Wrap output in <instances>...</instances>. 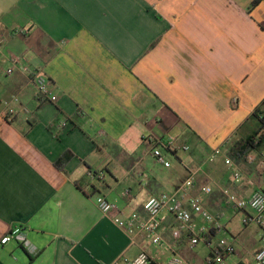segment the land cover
<instances>
[{
  "label": "crops",
  "instance_id": "0c3cea01",
  "mask_svg": "<svg viewBox=\"0 0 264 264\" xmlns=\"http://www.w3.org/2000/svg\"><path fill=\"white\" fill-rule=\"evenodd\" d=\"M253 1L0 0V264H126L143 251L157 264L174 254L206 264L208 247L191 250L186 231L175 239L170 215L163 247L147 235L133 242L121 225L147 218L146 201L178 192L190 172L188 196L236 236L222 190L246 199L264 191V144L253 163L231 155L258 130L250 117L264 101V1ZM13 56L40 70L55 103L39 97L33 75L6 74ZM159 141L175 145L169 168L153 155ZM100 195L118 210L103 214ZM15 231L37 255L1 243ZM239 237L231 261L252 264L259 249L243 253Z\"/></svg>",
  "mask_w": 264,
  "mask_h": 264
},
{
  "label": "built area",
  "instance_id": "2783aa9c",
  "mask_svg": "<svg viewBox=\"0 0 264 264\" xmlns=\"http://www.w3.org/2000/svg\"><path fill=\"white\" fill-rule=\"evenodd\" d=\"M2 52L0 51V60ZM12 67L6 71V74H13L15 70H20L28 75H33V80L38 87V95L41 99L55 103L58 97L53 92L48 81L43 77H38L39 69H31L21 65V58L13 56L10 60ZM17 97H13L8 105L7 117L13 118L17 112L11 105L18 103ZM234 105L239 104L238 98L233 100ZM63 127L67 123L62 124ZM176 148L172 141H159L153 150V155L157 162L167 168L171 163L167 160V154L175 152ZM187 150V148H185ZM222 152L217 149L210 157V162H215ZM255 160L254 152H250L247 161L253 163ZM233 170V178L235 182L241 183L243 179L242 173L235 168L233 161L228 158L225 161ZM94 174V173H93ZM96 176H103V173H95ZM196 172H190L189 178L178 192L165 193L160 196L150 197L144 209L148 215L147 218H142L138 214H132L127 217L122 223V227L126 230L131 240L134 242L140 235H147L154 246L163 247L166 243L160 234L162 220L166 215L174 217L178 222L179 228L174 231L173 236L179 240L182 231L188 233V247L195 250L200 245H205L209 249L206 257V264H233L231 259L237 252L239 245V237L229 235L226 226L220 217L214 215L207 210L199 197L188 196V191L195 181ZM203 193L209 195L212 193L211 186H205L202 189ZM222 194L228 206L233 208L235 212L243 213L242 226L248 228L252 224H256L263 231L260 239V248L254 256L252 264H264V191H259L252 198H240L232 193L229 189H223ZM96 204L101 212L105 215H111L117 211V206L111 203L106 197L100 195L96 198ZM200 219L202 225L196 227L195 221ZM218 238L215 240V238ZM18 241L31 255H37V250L34 248L26 235L23 232L15 231L2 239L3 245ZM126 264H157L156 261L147 253L141 252L136 258ZM170 264H186V261L180 256L173 255Z\"/></svg>",
  "mask_w": 264,
  "mask_h": 264
},
{
  "label": "trees",
  "instance_id": "16d2710c",
  "mask_svg": "<svg viewBox=\"0 0 264 264\" xmlns=\"http://www.w3.org/2000/svg\"><path fill=\"white\" fill-rule=\"evenodd\" d=\"M264 0H254L252 6L256 7ZM250 119L256 120L258 122V130H256L251 136L240 140L235 143L231 148V155L235 160H247L250 152L257 150L262 144H264V101L263 103L254 111ZM64 157L56 162V166L62 169V161ZM67 160V159H65Z\"/></svg>",
  "mask_w": 264,
  "mask_h": 264
},
{
  "label": "rangeland",
  "instance_id": "374dc122",
  "mask_svg": "<svg viewBox=\"0 0 264 264\" xmlns=\"http://www.w3.org/2000/svg\"><path fill=\"white\" fill-rule=\"evenodd\" d=\"M242 217L243 213L241 212H234L232 214L230 220L233 223V227H231V230L236 234V236L239 237V235H241V240L243 241V244H241L240 249L243 251V253H245V251L253 253L254 251H257L259 249L258 247H260V239L263 234V231L256 224H252L248 228H244L240 225V219H242ZM197 250L201 252V255L203 256L207 249L203 244L195 249V251ZM186 264L188 263L186 262Z\"/></svg>",
  "mask_w": 264,
  "mask_h": 264
}]
</instances>
